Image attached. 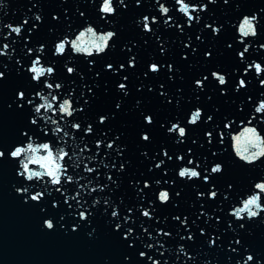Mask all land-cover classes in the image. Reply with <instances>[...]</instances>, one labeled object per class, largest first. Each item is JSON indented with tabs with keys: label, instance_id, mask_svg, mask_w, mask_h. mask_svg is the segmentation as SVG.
<instances>
[{
	"label": "snow or ice",
	"instance_id": "obj_1",
	"mask_svg": "<svg viewBox=\"0 0 264 264\" xmlns=\"http://www.w3.org/2000/svg\"><path fill=\"white\" fill-rule=\"evenodd\" d=\"M218 3L29 0L22 21L2 26L0 125L11 133L0 134V170L40 232L107 246L103 264H162L149 249L174 230L186 264H264V176L234 196L239 171L264 167V0H222L225 16L240 17L231 35ZM137 7L126 34L121 21ZM237 120L243 132L226 143ZM69 136L79 153L66 150ZM186 188L196 211L162 216Z\"/></svg>",
	"mask_w": 264,
	"mask_h": 264
},
{
	"label": "water",
	"instance_id": "obj_2",
	"mask_svg": "<svg viewBox=\"0 0 264 264\" xmlns=\"http://www.w3.org/2000/svg\"><path fill=\"white\" fill-rule=\"evenodd\" d=\"M50 3H60V0H49ZM68 3L74 2V0H67ZM75 2L86 3L87 0H75ZM150 2V0H148ZM258 4L259 0H255ZM29 0H6L5 6L0 7V31H8L3 28V25L8 23H14L17 20L22 21L24 18V13L18 11L19 8L22 10H27V5ZM172 7V2H169L168 5ZM217 18L226 21L228 24V35H231V28L237 25L240 17H237L233 13H228V16H225L223 13L228 12V6H222V0H219V3L215 6ZM137 7L135 9H130L128 17L122 19L121 23L124 26V30L127 33H130L132 30L131 18L133 12L139 11ZM209 15H212L209 13ZM230 17V19H229ZM95 19V17H92ZM100 30H103V25H100ZM63 31H66L64 29ZM61 33H57L60 35ZM15 35V34H13ZM171 35V34H169ZM42 38L50 39L51 36L46 31L42 30ZM74 38V37H70ZM88 37H85L87 40ZM172 39H176L174 36ZM178 40L176 43L178 44ZM17 40V44H19ZM22 51V48L19 49ZM140 55L144 58H148L154 54V45L145 46L140 49ZM264 51V50H261ZM249 55L252 59H255L258 55L256 48L251 47ZM52 91V90H48ZM58 91V90H57ZM250 92H255V85L248 90ZM258 95V93H257ZM239 101H237V106ZM250 108H254L253 105H249ZM165 114H168V110H163ZM182 113L172 112L171 115H181ZM243 115V114H241ZM257 127L264 121H258ZM61 126L64 124L61 122ZM251 126V125H248ZM49 127H54V125H49ZM244 124H241L239 120L235 122L233 128L226 130V143L231 140L232 135H240L243 132ZM73 132L75 130H72ZM11 125H0V134H10ZM35 140V138H34ZM66 150L70 147L74 153H79V147L82 146V142L79 140L74 141L71 136L67 138ZM39 142V141H35ZM160 143H164L163 139H160ZM59 143V142H58ZM174 143V142H173ZM241 149L247 147L245 138L241 135L240 145ZM231 150V145L229 144ZM175 150V148H173ZM71 154L72 162L82 163L84 158L88 153L79 154V158L76 154ZM232 151V155H234ZM140 167L141 171L144 170L143 165H137ZM172 164H169V175L172 172ZM80 171L81 175L88 176L81 171V169H76ZM159 175V174H157ZM238 175L240 176V187L237 189V192L234 194L235 199H240L239 193L247 188L248 183L253 179L255 175L264 176V167L259 169H253L250 171H239ZM12 180V174L10 171L0 170V264H103L105 256L114 255L110 248L107 246H97L92 245L85 239H70L63 235L49 236L40 232L38 228V220L29 214L26 210L21 208L17 201L14 199V195L10 192V182ZM82 183L87 184V179L81 181ZM82 191V190H81ZM186 198L182 206L176 209L170 207L168 209L162 210V216L169 215V213L176 214L179 212H184L191 215L196 211V208L193 206L192 198V189L186 188ZM131 199H135L134 196ZM235 199L230 201L235 203ZM123 214V213H122ZM264 215V213H262ZM147 226V225H145ZM215 228V225H212ZM167 228L175 229V224L168 225ZM167 230V229H166ZM178 230L173 231L171 237H160L162 242H165L161 248L159 244H156L153 249L149 251L154 255L155 258L161 259L162 264H186V257L183 253L178 251L179 246V235H177ZM183 235V233H180ZM257 239L259 241H264V225H260L256 229ZM142 239L144 243H153L151 238H144L142 234ZM156 249H159L160 252H163L164 255L161 257L157 253ZM199 245L195 246L193 251V256H196V251H199ZM180 256V260H176V256ZM198 259V258H197ZM220 259H223V253L220 255ZM239 264V257L237 258ZM215 264V262H214Z\"/></svg>",
	"mask_w": 264,
	"mask_h": 264
}]
</instances>
